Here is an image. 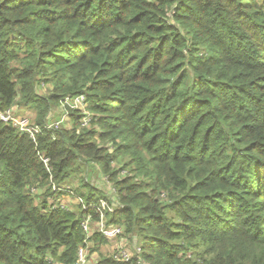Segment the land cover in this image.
Wrapping results in <instances>:
<instances>
[{
  "label": "trees",
  "instance_id": "obj_1",
  "mask_svg": "<svg viewBox=\"0 0 264 264\" xmlns=\"http://www.w3.org/2000/svg\"><path fill=\"white\" fill-rule=\"evenodd\" d=\"M81 94L93 129L75 111L36 144L0 119V264H77L89 211L51 209L50 178L92 165L117 188L108 224L143 242L92 264H264V0H0V109L44 128Z\"/></svg>",
  "mask_w": 264,
  "mask_h": 264
},
{
  "label": "built area",
  "instance_id": "obj_2",
  "mask_svg": "<svg viewBox=\"0 0 264 264\" xmlns=\"http://www.w3.org/2000/svg\"><path fill=\"white\" fill-rule=\"evenodd\" d=\"M86 102H88L87 96L81 94L77 96L66 97L60 104H62L63 108L65 107V105H67V107H69V109L71 110L83 111ZM0 119L3 122L13 124L21 131V133L28 134L36 144H37V139L39 138L40 135L44 134L45 130L48 132H53L54 130L67 127V124L65 123L64 120L57 122H52V120H50L45 125V127L42 128L37 123L30 120L29 118L15 115L12 108L6 111L0 109ZM86 125H88V121L86 119H82L80 123V127ZM39 157L50 172L51 171L50 158L44 153H40V152H39ZM105 180L108 183H110V180L107 176L105 177ZM50 181L54 191L65 192L60 199L50 204L51 209H55L59 207L64 209H72L71 205H76V206L81 205L85 210L89 211L88 215L85 217L83 221V228L86 235V240H85L86 245L82 246L79 250V260L77 264H92V261L89 259V253H91L89 248V241L94 236L95 233L102 234L109 241L119 237L122 238L123 235H125V231L122 226L108 224L107 216L109 213L110 214L115 213L117 206L114 207L113 204L107 199H100L96 203L87 204L86 200L76 195L75 187L70 185L57 186L53 181L52 176L50 178ZM113 189L114 191L116 190L114 186ZM32 191L34 192L36 190L33 189ZM41 193L42 190L40 191V194ZM96 216H98L97 220H96ZM124 241L126 240L124 239L123 242ZM134 251L135 252L121 251L120 253H116L113 256L116 259H124L125 261H130L131 258L135 255L136 251L137 252L141 251L140 247H136Z\"/></svg>",
  "mask_w": 264,
  "mask_h": 264
},
{
  "label": "rangeland",
  "instance_id": "obj_3",
  "mask_svg": "<svg viewBox=\"0 0 264 264\" xmlns=\"http://www.w3.org/2000/svg\"><path fill=\"white\" fill-rule=\"evenodd\" d=\"M47 89H48V87L47 88L44 87V90L42 91V93L43 94L47 93ZM31 112H33V111H31ZM74 112L75 111L69 109V107H67V105H65V107L63 108L62 104H60L55 109L53 115L51 116L52 122H57V121L64 120L65 123L70 126L69 128L67 126V129H70L72 127L73 123H75L74 116H72V114ZM77 112H78L79 115H85V116H81V118H79L80 119L79 120L80 123H81L82 119H86L88 121V125L79 127V131L82 130V129L83 130L84 129L85 130L86 129H91V128L93 129V122H94V119H95L94 118L95 115H94V113L91 110V104H89V101L86 102L85 108L83 109V111H77ZM32 115L34 116V118L36 117L34 113ZM35 121H36V119L33 120V122H35ZM96 129L97 130H101V127L97 126ZM118 142H122L121 139ZM100 145H102L101 142H100ZM124 159H126V160L130 159V156L126 155L124 157ZM122 164H124V163L121 160L118 161V162H115L114 163L115 169H117L119 171L122 170L121 169V167H123ZM83 170H84L83 174H80L79 178H76L75 180L73 179V182L68 184L70 186L75 187V189H76L75 184L77 185L78 189L75 190L76 195L80 196V193H78L77 191L79 190V188H80V190L83 188L82 186H78V185H80V184L82 185V182H86V180H88L91 184L95 185L96 188L100 189L103 194L108 196V199H110V202L113 204L114 207L119 206L118 196H117V188H116L115 184L112 181H110V183H108L105 180L106 176L103 174L101 169L98 166H96V165H92L91 167H85ZM130 170H132V169L128 168V169H126V171H122L120 173L119 177L120 178H125V177H128V176H132L133 177L134 175L131 173ZM113 186L116 189L115 191L113 189ZM41 189H43V188H41ZM163 196H165V195H163ZM52 199L53 198H49V200H52ZM78 207L79 206L71 205V208L74 211H77ZM124 231H126V228H124ZM124 239L127 241V246H125V247H124V243H123ZM142 244H143L142 240H140L137 237L135 238V237H133L131 235H127V234L123 235L122 238L119 237V238H116L114 240L108 241L106 244H100V245L97 244V243L94 244V242L91 241V239H90L89 248H90V252L91 253H89V259L92 262H94L96 260H99L101 257H104V256L105 257H108V256L111 257V256H113L116 253H120L121 251H123V252H125V251H127V252H130V251L135 252L134 249L136 247H140Z\"/></svg>",
  "mask_w": 264,
  "mask_h": 264
},
{
  "label": "crops",
  "instance_id": "obj_4",
  "mask_svg": "<svg viewBox=\"0 0 264 264\" xmlns=\"http://www.w3.org/2000/svg\"><path fill=\"white\" fill-rule=\"evenodd\" d=\"M13 109V112L15 113V115L20 116V117H25V118H29L30 120H35L34 116L32 115L34 112H31L32 110H29L27 108L24 107H18L15 106ZM68 128L70 127L69 125H67ZM124 246H127V241H124Z\"/></svg>",
  "mask_w": 264,
  "mask_h": 264
}]
</instances>
